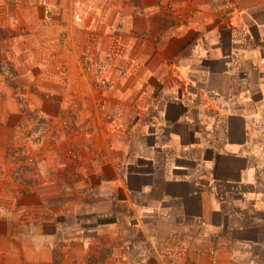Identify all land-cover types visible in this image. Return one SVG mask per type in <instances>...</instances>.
Segmentation results:
<instances>
[{
    "label": "rangeland",
    "instance_id": "1",
    "mask_svg": "<svg viewBox=\"0 0 264 264\" xmlns=\"http://www.w3.org/2000/svg\"><path fill=\"white\" fill-rule=\"evenodd\" d=\"M109 1L84 0L81 23L73 19V1L66 0L53 24L41 20L34 31L11 23L0 28V170L3 165V173L14 177L2 178L0 189L6 184L24 205L22 196L40 183L46 192L59 190L55 204L61 200L71 207L63 220H78L83 228L110 223V206L126 211L129 206L120 197L128 183L121 179L130 168L151 170L155 160L151 192L138 200L162 196L165 176L186 158V151L176 155L174 148L164 147L176 124L190 126L196 143L203 140L204 146L187 152L198 173L207 171L202 160L219 148L218 118L213 109L200 112V88L185 73L178 78L165 42L179 30L188 48L200 35L193 29L209 28L201 5L206 3L211 19L220 16L216 24L229 18L233 0H151L147 8L149 0H118L113 19ZM97 12L104 16L99 13L98 19ZM124 12L127 17L148 15L147 30L144 23L143 30L126 32ZM40 13L48 10L36 7L34 15ZM162 41L165 51L158 54ZM151 47L155 51L149 55ZM150 61L157 62L156 70L144 69ZM194 93L197 97L188 101ZM132 185L137 190L142 182ZM61 251L57 247L56 255Z\"/></svg>",
    "mask_w": 264,
    "mask_h": 264
},
{
    "label": "crops",
    "instance_id": "2",
    "mask_svg": "<svg viewBox=\"0 0 264 264\" xmlns=\"http://www.w3.org/2000/svg\"><path fill=\"white\" fill-rule=\"evenodd\" d=\"M65 1L0 0V28L11 23L16 29L26 26L34 31L41 20L53 24L59 19L56 10ZM109 3L113 19L120 4L118 0ZM205 4L201 7L209 28L202 33L193 29L200 35H193L196 40L189 51L182 40L186 36L179 30L171 32L165 46L176 59L178 78L185 73L192 86L200 88V112L213 109L219 120V148L213 156L210 149L202 160L207 171L198 173L187 153L204 146L203 140L196 143L190 126L182 129L176 124L164 147L174 148L176 155L186 151L187 159L176 161L165 176L162 196L138 200L151 192L155 160L150 162L151 170L129 167L121 179L128 188L120 197L129 207L120 212L110 206V223L98 222L89 228L78 220H63L71 207L61 200L55 204L59 190L46 192L40 183L22 196L24 205L4 184L0 189V264H264V0H233L227 6L229 18L216 24L212 22L220 16L211 19ZM36 7L48 13L34 15ZM97 13L100 19L101 12ZM147 17H127L124 30H143L144 23L147 30ZM154 49L148 48V54ZM159 50L158 54L165 51L164 41ZM150 63L144 69L156 70L157 62ZM195 97L194 93L187 100ZM182 134L186 135L183 140ZM60 163L54 164L60 168ZM2 168L0 181L14 179ZM137 179L142 186L136 190L132 183ZM10 195L14 199L3 204L1 199ZM57 247L62 251L56 255Z\"/></svg>",
    "mask_w": 264,
    "mask_h": 264
},
{
    "label": "built area",
    "instance_id": "3",
    "mask_svg": "<svg viewBox=\"0 0 264 264\" xmlns=\"http://www.w3.org/2000/svg\"><path fill=\"white\" fill-rule=\"evenodd\" d=\"M73 1V19L76 23H81L83 21V15L81 12V6L83 5L84 0H72Z\"/></svg>",
    "mask_w": 264,
    "mask_h": 264
}]
</instances>
